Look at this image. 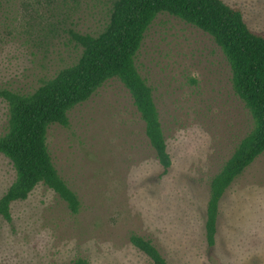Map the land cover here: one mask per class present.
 Listing matches in <instances>:
<instances>
[{
    "label": "rangeland",
    "instance_id": "1",
    "mask_svg": "<svg viewBox=\"0 0 264 264\" xmlns=\"http://www.w3.org/2000/svg\"><path fill=\"white\" fill-rule=\"evenodd\" d=\"M264 33V0H222ZM111 0H1L0 91L29 94L79 56L73 33L95 35ZM136 67L152 89L171 166L166 175L124 86L104 83L50 126L52 162L80 202L76 214L37 186L0 217V264H149L131 234L151 240L168 264H264V153L225 192L215 244L205 238L209 182L252 126L229 65L205 33L161 14ZM8 111L0 97V135ZM14 180L0 156V197Z\"/></svg>",
    "mask_w": 264,
    "mask_h": 264
},
{
    "label": "trees",
    "instance_id": "2",
    "mask_svg": "<svg viewBox=\"0 0 264 264\" xmlns=\"http://www.w3.org/2000/svg\"><path fill=\"white\" fill-rule=\"evenodd\" d=\"M107 22L95 35L73 33L80 53L76 61L29 94L0 91L8 118L0 135V156L14 171V180L0 197V217L11 221L12 205L24 201L39 185L53 191L76 214L77 195L58 174L47 147L52 125L69 126L68 114L85 103L107 81L116 79L131 96L145 136L167 174L171 159L156 109L152 89L136 67L144 36L161 14H166L207 34L229 65L235 96L250 115L252 126L230 158L209 182L205 238L215 244L220 202L233 182L264 153V33L251 29L241 10L222 0H111ZM1 5V0H0ZM131 245L149 264H168L151 240L135 234ZM72 264H89L77 258Z\"/></svg>",
    "mask_w": 264,
    "mask_h": 264
}]
</instances>
